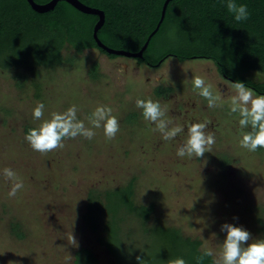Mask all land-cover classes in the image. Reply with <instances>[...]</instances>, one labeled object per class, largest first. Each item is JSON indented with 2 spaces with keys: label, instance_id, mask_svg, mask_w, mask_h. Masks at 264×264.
I'll return each mask as SVG.
<instances>
[{
  "label": "rangeland",
  "instance_id": "1",
  "mask_svg": "<svg viewBox=\"0 0 264 264\" xmlns=\"http://www.w3.org/2000/svg\"><path fill=\"white\" fill-rule=\"evenodd\" d=\"M186 30L176 27L160 36L157 51L189 41ZM1 55L2 63L10 59ZM61 56V64L36 66L34 71L22 65L0 67V264H75L81 249L95 257L91 264H114L102 243L109 216L104 196L129 182L134 203L153 206L146 228H177L184 237L199 240L201 250L214 253L226 237L221 231L225 223L250 233L245 247L264 239V148L250 152L240 146L250 128L240 127L238 113L229 114L231 81L211 60L169 56L151 67L131 57L111 58L95 48L77 53L68 45ZM93 63L96 78L89 74ZM246 75L264 82L262 73ZM197 76L220 96V106L209 108L197 94L192 82ZM160 88L167 90L157 94ZM137 99L158 101L171 126L181 125L184 132L165 141L153 131L155 124L143 118ZM41 102L43 119L76 105L77 118L86 127H91L87 118L97 106H109L120 130L107 140L103 128L94 129L91 140L66 139L62 149L41 154L25 141L28 131L42 122L33 118ZM206 121L215 135L211 152L202 158L178 157L188 126ZM6 167L24 185L15 197L8 196L12 182L3 176ZM142 229L139 219L122 215L120 239H112L122 264L149 247L152 238ZM71 234L77 246L69 242Z\"/></svg>",
  "mask_w": 264,
  "mask_h": 264
},
{
  "label": "trees",
  "instance_id": "2",
  "mask_svg": "<svg viewBox=\"0 0 264 264\" xmlns=\"http://www.w3.org/2000/svg\"><path fill=\"white\" fill-rule=\"evenodd\" d=\"M34 1L46 3L49 0ZM80 1L104 12L105 20L97 32L98 38L109 47L127 51H138L143 46L160 19L164 2ZM235 2L247 5L250 13L248 20L237 22L225 6L226 0H171L158 30L143 52V58L136 60L138 63L157 67L169 56L176 57L179 61L208 59L226 79L243 82L256 94L264 95V82L246 75L248 72L264 74V0ZM97 19L96 15L82 13L65 1H58L48 12L38 13L30 7L27 0H0V57L1 54L10 57L4 63L1 62L3 58L0 59V67L22 65L34 71L36 66L59 65L62 63L61 50L65 45L77 53L95 48L106 54L97 48L92 36ZM176 27L187 28L189 41L164 46L161 51H157V39L171 33V29ZM181 32L185 34V30ZM89 74L92 78L97 77L96 63L92 64ZM165 90L167 89L160 88L156 93L162 94ZM132 195V182L105 192L104 205L109 216L106 222L107 235L102 243L113 254L114 264H122L112 245V239H120L122 215L139 219L143 232L152 238L146 251L138 252L137 257L129 259L128 264H169L170 260L176 258H183L186 264H197L196 258L204 251L200 249V241L184 237L174 227L146 228L153 206L136 205ZM89 202L88 213L91 216L94 214L91 210L94 198L90 197ZM95 261L88 250L81 249L76 253L75 264H91ZM212 261V257H205L201 264H212Z\"/></svg>",
  "mask_w": 264,
  "mask_h": 264
},
{
  "label": "clouds",
  "instance_id": "3",
  "mask_svg": "<svg viewBox=\"0 0 264 264\" xmlns=\"http://www.w3.org/2000/svg\"><path fill=\"white\" fill-rule=\"evenodd\" d=\"M228 12L233 14L237 22L246 21L250 17L247 5L237 4L235 0H226ZM122 73L123 68L119 69ZM194 90L208 102L209 108H214L220 101V96L212 91V86L206 84L205 79L197 76L193 79ZM234 94L231 96L230 113L239 114V125L242 129L250 128L243 134L240 146L250 152L264 148V95H256L253 89L246 87L245 83L229 82ZM136 107L142 110V116L146 121L155 124L153 131H158L165 141L176 138L184 132L181 125H172V121L166 119V112L158 101L151 99H137ZM45 105L41 102L33 109V118L42 122L36 128H32L25 135V141L34 151L45 154L64 147L63 141L82 136L91 140L95 136L94 129L103 128L107 140H113L120 130L118 119L112 115V108L106 105L97 106L87 118L91 127H86L84 121L77 118V107L72 105L64 112L51 113L50 119H43ZM210 121L193 123L188 126L186 141L177 148V156L202 158L206 152H211L215 144V135L208 131ZM3 176L12 182L9 197H15L24 187L22 180L11 168L3 169ZM221 231L226 232V237L221 245L219 253L211 249H205L196 258L197 264H201L205 257H213L212 264H264V239L244 245L251 239L248 231L241 227L225 223ZM69 242L77 246L75 237L71 234ZM139 259V258H138ZM141 261V260H140ZM169 264H186L183 258L170 260Z\"/></svg>",
  "mask_w": 264,
  "mask_h": 264
},
{
  "label": "water",
  "instance_id": "4",
  "mask_svg": "<svg viewBox=\"0 0 264 264\" xmlns=\"http://www.w3.org/2000/svg\"><path fill=\"white\" fill-rule=\"evenodd\" d=\"M58 1H65L68 4H70L72 7H74L76 10H78L82 13L92 14V15H96L98 17L96 23L94 24L93 32H92V36H93V39L97 45V48L101 49L102 51H104L106 54H109V55L125 56V57H131L134 59H142L143 58V52L146 49L150 38L158 30V28H159V26H160V24H161V22L165 16V11H166L167 5L171 0H164L163 5H162V9H161L160 19H159L155 29L148 35L143 46L138 51H127L124 49H115V48H112V47L105 45L98 38L97 32L102 27L104 20H105V15H104L103 10H101L99 8L89 6V5L81 2L80 0H49L46 3H38L34 0H27L30 7L38 13H45V12L52 10Z\"/></svg>",
  "mask_w": 264,
  "mask_h": 264
}]
</instances>
